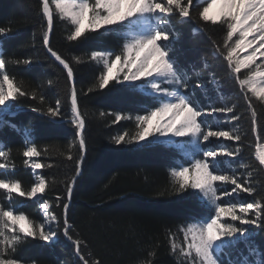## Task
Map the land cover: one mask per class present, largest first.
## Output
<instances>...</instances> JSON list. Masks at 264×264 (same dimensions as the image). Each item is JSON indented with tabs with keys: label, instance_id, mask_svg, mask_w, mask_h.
<instances>
[{
	"label": "snow or ice",
	"instance_id": "obj_1",
	"mask_svg": "<svg viewBox=\"0 0 264 264\" xmlns=\"http://www.w3.org/2000/svg\"><path fill=\"white\" fill-rule=\"evenodd\" d=\"M41 3L42 44L66 71L70 115L63 111L60 98L46 109L30 106V110L54 121L66 117L74 127L75 136L67 145L66 158L74 161L75 174L63 182L66 195H56L55 200H50L48 182L36 170L53 165L34 159L41 157L42 150L30 130H24L28 134L22 152L24 165L33 170L35 177L29 188L9 174L16 167L11 149L7 145L0 147V264H37L35 259L28 260L19 254L22 246L29 238L55 243L61 235L74 245L76 264H103L93 253L85 252L86 241L78 235L74 238V224L69 216L87 148V113L82 110L79 98L110 84L134 87L137 81L144 82L142 91L151 98L150 106L142 109L143 114L99 113L100 117L113 116V124L120 121L134 124L133 131L125 129L113 136L112 141L116 145L147 141L145 147L163 143L184 151L189 159L169 171L172 192L197 190L210 206L208 214L193 217L179 227L182 239L169 231L170 251L177 264H225V256L227 264H264V253L258 251L252 240L257 235L253 225L264 231V182L254 177L257 170L264 171V119L256 107L257 103L264 105V0H41ZM174 17L176 23L192 24L193 34L205 33L207 24L220 25L225 30L222 42L209 37L211 59L226 63V75L239 86L237 99L242 98L247 105L251 132L256 138V167L243 161L247 133L239 123L243 118V113L237 111L239 104L230 102L217 107L214 103L202 104L196 97L194 89L199 88L208 98V85H216L219 94L220 84L214 73L207 79L204 76L211 67L209 58H205L199 70L193 66L191 75L179 65L175 56L179 33L173 24ZM56 18L70 25L65 37L69 42L86 39L89 33L112 36L121 42L118 51L98 49L72 57L76 64L92 63L99 70L86 91L77 88L72 63L51 45ZM10 31L0 27V40ZM32 63L31 58H8L6 47L0 50V129L7 126L19 131L6 118L15 115L11 102L27 97L44 104L47 99L42 84L28 91L23 80L18 81L16 73L9 69L10 65ZM47 85L52 88L55 82L48 80ZM221 114L229 116L226 123L220 121ZM221 139L234 142L235 147L215 143ZM73 149H77L75 154ZM43 151L47 152V148ZM238 158L240 164L233 168L232 163ZM16 197L34 201L40 209V218L23 211L14 203ZM224 197L229 199L225 201ZM57 208L62 209V215H57ZM241 243L248 255L238 249ZM232 249L239 251L238 258H232ZM154 255L155 251H150L140 264H155L151 259ZM253 256L261 258L253 260Z\"/></svg>",
	"mask_w": 264,
	"mask_h": 264
},
{
	"label": "trees",
	"instance_id": "obj_2",
	"mask_svg": "<svg viewBox=\"0 0 264 264\" xmlns=\"http://www.w3.org/2000/svg\"><path fill=\"white\" fill-rule=\"evenodd\" d=\"M203 6V5H202ZM54 7V6H53ZM41 0H0V27L11 31L0 40V50L6 47L8 58H31L29 66L10 65V71L16 73L17 80H23L26 90L31 91L37 85H43L46 101L40 104L38 100L21 97L11 102L15 115L6 117L17 125V130L11 127L0 129V145L11 149L12 162L15 169L9 174L19 179L23 186L29 188L34 176L30 167L23 163L24 130L29 129L32 139L42 150L40 162L52 164L51 168L40 169L48 182V199L55 200L56 195H66L65 180L74 175V161L67 160V145L74 139L75 129L67 118L52 120L38 112H32L30 106L46 109L49 103L55 104L60 98L63 111L70 115V101L66 96L68 85L66 71L47 52L42 44ZM175 29L179 38L175 43V56L181 67L192 74L193 66L199 70L205 58H209L211 67L204 73L210 78L214 73L220 84V93L215 91L216 85H208V98L199 88L194 89L196 97L202 104L214 103L217 107L223 104L238 103V112L243 113L239 121L242 131L246 132L244 141L243 161L257 166L254 158L256 138L251 132L250 114L243 99H237L239 86L226 75V63L222 59H211L209 37L222 42L224 29L220 25H206L203 34L192 32V24L176 23ZM70 25L54 20V33L51 45L63 57L72 63L78 89L91 85L99 70L95 64H76L73 56L90 53L91 50L116 49L121 42L112 36H98L97 33L87 34L78 42H69L66 35ZM52 80L55 86L49 88L47 81ZM150 96L142 92L137 84L114 85L88 96L80 95L79 102L87 113L86 153L82 164V175L74 187L71 199L70 221L74 224V238L79 236L87 242L85 252H91L103 264H140L148 258L150 251L155 264H177L171 254L168 233L177 234L181 225L193 217L208 214L209 209L201 202L198 193L189 189L184 193L172 192L170 183V168L187 160L175 147L166 144H121L116 145L112 137L125 129L134 130L131 121H120L113 124V116L100 117L99 113L124 111L143 114L142 109L150 106ZM260 118L264 119V105L256 104ZM219 119L229 120L228 115L221 114ZM231 126V125H229ZM228 146L235 147L234 142L225 141ZM47 148V152L43 149ZM7 150V149H6ZM77 149H73V153ZM63 153V154H61ZM240 164L239 158L232 163L233 168ZM254 177L258 182H264V171L257 170ZM160 193H164L160 195ZM245 199H250L244 194ZM14 203L31 217L39 219V207L32 200L16 197ZM57 215H62V209H55ZM252 230L257 235L252 240L258 246V251L264 253V231L255 225ZM238 249L247 253L243 243ZM28 260L35 259L37 264H76L77 257L74 245L63 235L55 243H46L29 238L19 253ZM237 250L231 252L235 259ZM261 257L258 256V259ZM227 264L226 256L223 257Z\"/></svg>",
	"mask_w": 264,
	"mask_h": 264
},
{
	"label": "rangeland",
	"instance_id": "obj_3",
	"mask_svg": "<svg viewBox=\"0 0 264 264\" xmlns=\"http://www.w3.org/2000/svg\"><path fill=\"white\" fill-rule=\"evenodd\" d=\"M143 81H137L136 82V84H137V86L139 87V89L142 91V88H143ZM142 92H144V91H142ZM145 93V92H144ZM249 95H251L250 93H249ZM220 121L222 122V123H226V120H222V119H220ZM152 138H149V140H151ZM162 139H165V138H162ZM185 140H186V138H184ZM225 141L226 140H223V139H221V140H218V141H215V143L216 144H223V145H227L226 143H225ZM147 141H145V142H141L140 144H143V143H146ZM183 142V141H182ZM167 145V144H166ZM169 146H172V145H169ZM0 147H1V145H0ZM172 147H174V146H172ZM201 147H203V145L201 146ZM176 148V147H175ZM176 149H178V148H176ZM178 151H180V153L186 158V159H189V157H186L185 156V153H184V151H182V150H180V149H178ZM255 153V152H254ZM34 159H36V158H34ZM185 166H187V165H185ZM32 170V169H31ZM32 172H33V170H32ZM36 172L37 173H39V170H36ZM34 179H35V177H34ZM229 188H230V186H229ZM196 192H197V190H195ZM198 193V192H197ZM244 194H242V196H243ZM200 197V196H199ZM229 198H227V197H224L223 198V200H228ZM200 200H201V202H203V204H205L208 208H210V206H208L207 204H206V202H204L201 198H200ZM39 212H40V209H39ZM214 214V213H213ZM40 216H41V213H40ZM185 225V224H184ZM177 238H178V240H180V239H182V233H179L178 232V230H177ZM48 243H50V242H48ZM233 250H235V249H232V250H230L231 252L233 251ZM240 250V249H239ZM247 250V249H246ZM244 255H248V252L246 253V254H244ZM239 257V251H237V255H236V257H235V259L236 258H238ZM226 258H228V257H226ZM253 260H256V259H258V256H253V257H251Z\"/></svg>",
	"mask_w": 264,
	"mask_h": 264
},
{
	"label": "water",
	"instance_id": "obj_4",
	"mask_svg": "<svg viewBox=\"0 0 264 264\" xmlns=\"http://www.w3.org/2000/svg\"><path fill=\"white\" fill-rule=\"evenodd\" d=\"M52 57V56H51ZM54 60H55V58L54 57H52ZM56 61V60H55ZM56 62H58V61H56ZM58 64H59V62H58ZM60 65V64H59ZM62 66V65H61ZM63 67V66H62Z\"/></svg>",
	"mask_w": 264,
	"mask_h": 264
}]
</instances>
